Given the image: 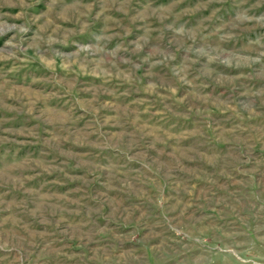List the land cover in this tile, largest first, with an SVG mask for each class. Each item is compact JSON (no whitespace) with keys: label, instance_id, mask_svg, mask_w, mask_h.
I'll use <instances>...</instances> for the list:
<instances>
[{"label":"rangeland","instance_id":"1","mask_svg":"<svg viewBox=\"0 0 264 264\" xmlns=\"http://www.w3.org/2000/svg\"><path fill=\"white\" fill-rule=\"evenodd\" d=\"M0 264H264V0H0Z\"/></svg>","mask_w":264,"mask_h":264}]
</instances>
